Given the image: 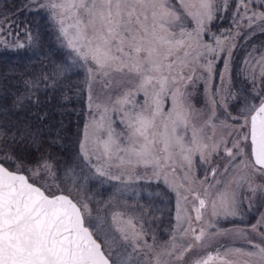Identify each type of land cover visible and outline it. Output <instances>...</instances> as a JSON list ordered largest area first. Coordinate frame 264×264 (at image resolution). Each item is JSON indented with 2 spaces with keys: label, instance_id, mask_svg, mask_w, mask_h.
<instances>
[{
  "label": "snow or ice",
  "instance_id": "1",
  "mask_svg": "<svg viewBox=\"0 0 264 264\" xmlns=\"http://www.w3.org/2000/svg\"><path fill=\"white\" fill-rule=\"evenodd\" d=\"M33 3L38 4V10L49 14L58 40L70 50L73 65L86 72L83 83L88 90L89 108L95 105L99 119L94 117L91 121V138L89 125L85 126V140L80 145L85 162L90 163L95 158L97 163L91 165L95 175L122 183L125 177L128 181L162 178L177 198L176 225L166 245L156 251L155 243L144 241L147 231L143 224L137 227L133 222L137 217L125 218L124 212L113 211L109 221L107 205L104 209H93L90 198H71L74 188L82 189L75 166L58 168L41 154L35 166L28 170L33 174L29 177L20 174L19 166L10 170L0 161V264H171L172 259L182 261L185 253L204 241L207 228L216 227L204 220L209 188L214 185L204 188L203 198L192 187L196 183L194 157L198 154L202 163H210L212 155L223 144L225 154L231 158L230 166L244 165L254 174L264 176V51L257 55L254 47L242 61L241 74L252 85L255 95L232 91L235 41L242 27L249 33L264 32V11L250 7L251 0H233L236 32L222 31L217 35L212 32L211 24L229 7L228 0H175V3L173 0H33ZM241 21L245 23L242 25ZM27 39L31 45L38 37L29 33ZM16 48H25L19 37ZM217 60L223 61L218 71ZM197 67L202 70L200 75H197ZM63 71V66L57 65L52 77L43 75L35 82L25 80L28 95L18 96L13 107H22L26 100L31 101L35 94L33 89L41 81L58 84ZM117 74L129 78L133 86L115 101L108 96L107 103H98V98L93 97L94 85H101L104 91L114 85L119 87ZM216 76L219 85L213 82ZM195 80L204 81L205 94L213 107L206 124L212 128L217 127L213 122L217 107L228 112L229 102L240 103L243 98L238 114L231 116L228 112V115L235 121L242 118L241 128L250 125V131L240 138L244 141L250 138V157L240 147V140L233 141L231 148L223 139L211 145L204 142V128L192 123L197 110L189 103L186 91ZM139 94H143L142 102L137 99ZM250 98L259 99V104L249 103ZM168 99L171 107L165 110ZM111 111L123 114L120 117L123 131L117 132L113 127ZM221 124L230 127L224 121ZM5 135L0 128V142ZM10 139L13 145L27 144L36 151L41 146L38 136L28 128ZM237 157L243 159L236 163ZM4 159L15 160V157L5 153ZM229 165L222 175L228 174ZM177 166L183 171V177L176 176ZM140 167L151 169V175L148 176L147 171L145 176L137 175L136 169ZM113 169L117 171L114 173ZM216 174L217 169L213 168V178ZM34 177H40L43 182L38 185ZM206 181L207 177L200 183ZM219 183L221 181L217 180ZM233 183L235 188H232ZM245 184L252 193L251 197H245L249 207L258 196L264 198V185L255 184L254 176L241 175L217 192L211 204L214 218L238 215L241 203L238 189ZM57 191L61 194H56ZM188 194L192 196L195 221H204L207 225L198 232L184 206ZM261 228H264V214L251 226L252 231ZM189 234L195 243H185ZM155 239L153 235L154 242ZM252 247L254 250L229 248L223 255L218 252L215 257L202 258L194 264H210L213 260L217 264H237L229 259L230 254L254 257L257 264H264V246L253 244Z\"/></svg>",
  "mask_w": 264,
  "mask_h": 264
},
{
  "label": "trees",
  "instance_id": "2",
  "mask_svg": "<svg viewBox=\"0 0 264 264\" xmlns=\"http://www.w3.org/2000/svg\"><path fill=\"white\" fill-rule=\"evenodd\" d=\"M38 7L33 0H0V128L6 133L4 141L0 142V161L13 169L14 161L34 165L37 157L43 154L58 168L73 165L79 175V184L84 187L77 189L83 190L95 207L108 201V188L106 183L99 184L91 178L93 175H88L90 167L79 153L81 128L87 114L85 70L73 65L70 50L58 40L49 14ZM227 15L225 9L211 24V29L227 26ZM29 33L38 37L31 45L27 39ZM18 37L25 48H16ZM263 40L264 32L255 31L252 37L239 43L232 61L234 80L239 77L244 44L258 45ZM57 65L64 68L58 84L41 81L33 89L35 94L31 101L26 100L22 107H13L18 96L28 95L25 80L35 82L43 75L52 77ZM25 128L38 136L39 151L27 144H12L10 137ZM5 153H11L15 160L4 159ZM125 190L131 207L141 209L157 237H164L171 222V200L166 188L157 181L138 179L129 181Z\"/></svg>",
  "mask_w": 264,
  "mask_h": 264
},
{
  "label": "rangeland",
  "instance_id": "3",
  "mask_svg": "<svg viewBox=\"0 0 264 264\" xmlns=\"http://www.w3.org/2000/svg\"><path fill=\"white\" fill-rule=\"evenodd\" d=\"M173 3H175V0H173ZM229 7L226 9L228 10L227 15V26H220L216 29H211L213 33L219 35L222 31L223 32H232L233 34L236 32V29L233 25V12L235 10V4L233 3V0H228ZM250 7L254 8L256 11H264V0H251ZM251 13H249L250 15ZM242 25L245 23V21L240 22ZM241 35L239 38L235 41L236 48L237 49L239 43H241L242 39L248 38L249 36L252 37L253 33H249L247 29L241 28L240 29ZM207 39V38H206ZM244 44V43H243ZM257 43H250L248 45H245V52L242 56L241 64H240V70L238 72L239 77L237 80H234L232 77V91L236 92L239 90H242L244 93H249L252 95H255L252 91V85L243 79V76L241 74V67H242V61L244 60V57L247 55L248 52L252 51L255 47L257 51V55L260 51H264V40L261 44L256 45ZM234 50V52H235ZM234 55V53H233ZM217 71L223 67V61L217 60L216 62ZM201 69L197 67V75L201 74ZM188 73L185 72V75ZM86 76V72H85ZM116 79L119 81L120 86H113L111 89H108L107 91L102 90L101 85L96 84L93 88V97L98 98V103H107V97L110 96L113 101L122 94L124 90L127 88H130L133 86V83L130 81L127 77H120L118 74L116 75ZM214 84L219 85L220 81L218 76L214 77L213 80ZM237 85V87H236ZM260 82L259 79L257 80V87L259 88ZM236 87V88H235ZM86 90V98H85V106L87 109L86 119L84 121V124L81 128V134L79 139V153L81 155V141L85 140V126L86 124L89 125L88 128V136L91 138L92 134V128H91V121L95 117L96 119H99V113L97 111V108L95 105L90 109L88 104V90L85 85ZM214 90V89H213ZM186 91L189 93V103L194 106V108L197 110L196 115L192 121L195 127L197 128H204V142L211 145L213 141H219L221 139L227 141V147H232V142L235 140H240V147L244 148L248 156L250 157L249 152V141L241 140L240 138L248 132V126L241 128L240 125L244 123L243 119L241 118L239 121L232 120L231 116H236L239 112L240 107L243 104V98H241L240 103L236 102H229L228 112L231 113V116L228 115V112H225V110L221 107L216 108V116L213 118V122L217 125L216 128H212L211 126H208L206 124V121L208 120L209 116L212 115L213 107L209 102V98L205 94V86L203 80H195L194 83L189 84L187 86ZM137 99L139 101H143L144 97L143 94H139L137 96ZM217 100L219 101V97H217ZM259 99L251 100L249 99V103H255ZM171 107V101L170 99L166 100L165 102V110L167 108ZM111 120L113 121V127L116 129L117 132L123 131L124 126L120 122V117L123 115L120 112L117 111H111L109 113ZM224 121L227 125L230 127H225L221 124V122ZM190 135V133H189ZM211 137L212 139L209 140L208 138ZM89 148H91V144L89 143ZM224 145L222 144L220 149L217 153H214L211 157L210 163H202L199 159V155L197 154L194 157V175L196 177V183L192 185L193 188H195L202 196L203 198V192L204 188L208 185H214V187L209 188V196L207 197V208L204 210V220L208 222H212L216 225L214 228H207V233L204 241L200 244H198L193 249L189 250L187 253H185L184 258L182 261H175L172 259L171 264H194L195 261H198L202 258H208V257H215L216 254L219 252L221 255L224 254L226 249L229 248H242L245 250H254L252 245L257 244L264 246V235H261L262 232H264V228H261L257 231H252L251 226L256 224L258 220L261 219L262 214H264V198H260L259 196L253 200L252 206L249 207L248 200L245 199V197H251L252 193L248 191L247 185H243L238 189V198L241 201L238 209V215L235 217H218L214 218L212 216V200L216 198L217 192L220 189L224 188L225 183H227L230 180H233L234 178H238L241 175H250V178L254 176V183L257 185H264V176H260L258 174H254L253 170L249 167H245L244 165H240L239 168H233L229 165L230 157H228L224 152ZM236 151V150H234ZM82 156V155H81ZM83 157V156H82ZM84 158V157H83ZM243 159V157H237L236 163H239V161ZM97 161L95 158H93L90 163H88V175H93L94 177H91L94 181H99V184H105L107 185L108 191V201L107 199L103 201L102 203L96 205L95 207L90 204V207L95 208H101L104 209L105 205H107V212L109 214V221H110V214L113 211H122L125 213V218L128 216L137 217L133 222L139 227L141 224H143L144 229L147 231V235L144 237V241H146L148 244L155 243L156 245V251H160L166 243L169 241L170 236L172 234V231L176 225V195L175 192L170 190V188L164 183L163 179H148L152 181H157L161 185H163L167 192L170 194V200H171V222L170 227L167 229V231L164 232L165 236L160 238L157 237L156 231L154 230L153 226H150L148 221V217L145 215V213L137 208V207H131V202L129 201V197L126 194V187L127 183L129 182L126 177L122 178L123 183L121 181L116 180H109L106 177H99L95 175L94 168L91 167V165L96 164ZM229 165V170L227 175H222L225 171V166ZM20 167V171L23 172L26 176L32 177V173L28 171L30 168H33L34 165H23L19 163L18 161H14L12 164V167H14L12 170H16ZM217 169L216 178H213L211 175L212 169ZM117 170L113 169V172L115 173ZM147 171V175H151V169H145L144 167H140L136 169V174L139 176H145ZM184 173L183 171L177 166L176 169V176L183 177ZM205 177H207V181L204 184H201V181L205 180ZM87 178V177H86ZM34 179L37 180L38 185L43 182V180L40 177H34ZM147 178L143 179L146 180ZM138 180V179H133ZM217 180H220L221 183L217 184ZM50 182V181H49ZM82 184H86L85 182L81 181ZM178 183L183 182L187 185V182L178 180ZM83 187V186H82ZM84 188V187H83ZM232 188H235V184H232ZM53 191H56L53 189ZM183 192L184 189H181ZM58 192V191H57ZM68 194V193H66ZM71 198L74 200L84 199L87 198L86 194L81 191L80 189L74 188L72 192L70 193ZM109 201L112 203L109 204ZM129 201V202H128ZM198 203V201L196 202ZM187 208L188 213L193 217L192 225L194 228H196L197 232L199 231L200 227H207V225L204 223V221L196 222L195 221V213L192 211V196L191 194H188V201L185 202L184 205ZM104 214L103 212L101 213ZM95 216V214H94ZM93 216V218H94ZM184 227H187V224L184 225ZM219 233V234H217ZM153 235H155L156 239L155 242L153 240ZM103 239V235L101 234L100 240ZM179 233L177 234V241L179 242ZM142 241V243L144 242ZM249 241L252 243L250 244ZM100 242V241H98ZM195 243V241L192 240L191 234L187 237L185 243ZM106 252L108 251V248L105 247L104 249ZM129 251L131 248L129 247ZM113 255H115V250H113ZM152 255V254H150ZM229 259L237 262V264H257V259L254 257H247V256H239L235 254H230ZM210 264H217L216 261H210Z\"/></svg>",
  "mask_w": 264,
  "mask_h": 264
},
{
  "label": "water",
  "instance_id": "4",
  "mask_svg": "<svg viewBox=\"0 0 264 264\" xmlns=\"http://www.w3.org/2000/svg\"><path fill=\"white\" fill-rule=\"evenodd\" d=\"M259 104V101L257 102V105ZM250 131V125L248 126V132ZM247 132V133H248ZM248 141H249V152H250V154H251V141H250V138L248 139ZM20 174H24L23 172H20ZM25 175V174H24ZM56 194H61L59 191L58 192H56ZM66 194V193H65Z\"/></svg>",
  "mask_w": 264,
  "mask_h": 264
}]
</instances>
